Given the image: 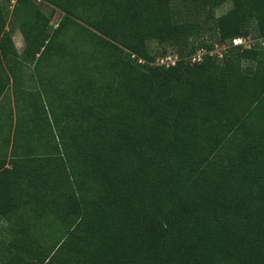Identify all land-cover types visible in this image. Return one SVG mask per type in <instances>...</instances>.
Returning <instances> with one entry per match:
<instances>
[{
	"label": "trees",
	"instance_id": "16d2710c",
	"mask_svg": "<svg viewBox=\"0 0 264 264\" xmlns=\"http://www.w3.org/2000/svg\"><path fill=\"white\" fill-rule=\"evenodd\" d=\"M263 42L264 0H0V264H264Z\"/></svg>",
	"mask_w": 264,
	"mask_h": 264
},
{
	"label": "crops",
	"instance_id": "0c3cea01",
	"mask_svg": "<svg viewBox=\"0 0 264 264\" xmlns=\"http://www.w3.org/2000/svg\"><path fill=\"white\" fill-rule=\"evenodd\" d=\"M17 33H20L19 31L15 32L13 35V41L15 44V47L19 52L16 43H15V35ZM21 34V33H20ZM22 36V34H21ZM25 43V41H24ZM19 94V93H18ZM16 93H13V83L11 84L10 90L8 93H0V153H4L6 150V146L9 145V152L11 151L12 144H13V127L11 126V123L9 121V116L7 114H10L11 112L16 111ZM7 120V122H6ZM8 137H10L8 139Z\"/></svg>",
	"mask_w": 264,
	"mask_h": 264
},
{
	"label": "rangeland",
	"instance_id": "374dc122",
	"mask_svg": "<svg viewBox=\"0 0 264 264\" xmlns=\"http://www.w3.org/2000/svg\"><path fill=\"white\" fill-rule=\"evenodd\" d=\"M175 9H176V18L180 19L185 15L186 9L183 5H174ZM232 7V3L230 1L224 3L223 5H221L220 7H218L216 9V14L218 16L228 12ZM60 20V14L58 13L54 20L53 23H57ZM15 43L16 46L19 50V52H23L25 49V43H24V39L21 36L20 33H17L15 35ZM154 47V51H156L157 47L156 44L152 45ZM196 47V43L195 40H191L189 43L179 46V47H170L168 49V54L169 55H175L177 57H188L191 53H193L194 48ZM221 48H219L218 50H220Z\"/></svg>",
	"mask_w": 264,
	"mask_h": 264
},
{
	"label": "built area",
	"instance_id": "2783aa9c",
	"mask_svg": "<svg viewBox=\"0 0 264 264\" xmlns=\"http://www.w3.org/2000/svg\"><path fill=\"white\" fill-rule=\"evenodd\" d=\"M234 45L235 46L246 45L247 47H249L251 45V42H250V40H246V39H241L240 38V39L234 40ZM263 45H264V42H263ZM200 57L201 56L199 55L198 56V60H200ZM167 61L173 63V61L170 58H168ZM164 63H167L166 60L165 61L164 60L161 61V64H164Z\"/></svg>",
	"mask_w": 264,
	"mask_h": 264
}]
</instances>
